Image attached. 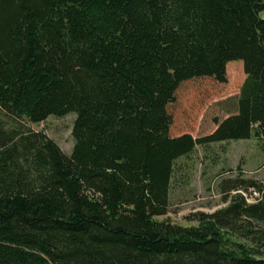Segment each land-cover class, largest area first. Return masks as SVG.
<instances>
[{"label":"trees","instance_id":"16d2710c","mask_svg":"<svg viewBox=\"0 0 264 264\" xmlns=\"http://www.w3.org/2000/svg\"><path fill=\"white\" fill-rule=\"evenodd\" d=\"M236 75L234 111L208 133L171 128L182 84ZM70 112V155L5 121ZM251 136H264V0H0V264H264L230 240L242 218L264 221V181L240 180L260 196L196 225L156 218L179 158Z\"/></svg>","mask_w":264,"mask_h":264},{"label":"rangeland","instance_id":"374dc122","mask_svg":"<svg viewBox=\"0 0 264 264\" xmlns=\"http://www.w3.org/2000/svg\"><path fill=\"white\" fill-rule=\"evenodd\" d=\"M236 70L233 69L234 73ZM242 79V76L236 75L233 82L223 84L212 80H193L182 84L175 102L169 106L171 128L176 133L190 132L194 136L208 133L212 119H221L234 111ZM75 118L76 114L70 112L63 117L49 116L40 123L27 120L17 122L11 117L5 118V121L10 128L20 123L32 131L45 133L65 154L70 155ZM240 180L264 181V136L197 146L191 154L179 158L169 191L168 211L156 218L181 226L196 225L195 213H212L225 207L234 195L244 196L249 192L251 188L234 187L244 185L239 183ZM225 197L227 200H224ZM239 224L243 226L242 230L231 232L230 240L247 248L258 249L264 256V241L259 239L260 232L264 230V221L242 218ZM244 229H250L253 233L242 235Z\"/></svg>","mask_w":264,"mask_h":264},{"label":"built area","instance_id":"2783aa9c","mask_svg":"<svg viewBox=\"0 0 264 264\" xmlns=\"http://www.w3.org/2000/svg\"><path fill=\"white\" fill-rule=\"evenodd\" d=\"M251 190V193H252V196L253 197H256V196H260L258 192H255L254 190L250 189Z\"/></svg>","mask_w":264,"mask_h":264}]
</instances>
